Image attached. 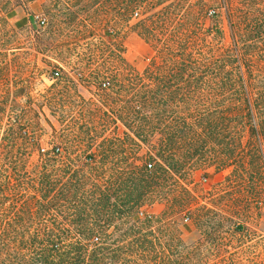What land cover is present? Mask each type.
Here are the masks:
<instances>
[{
  "label": "trees",
  "instance_id": "obj_1",
  "mask_svg": "<svg viewBox=\"0 0 264 264\" xmlns=\"http://www.w3.org/2000/svg\"><path fill=\"white\" fill-rule=\"evenodd\" d=\"M54 1L77 37L99 36L109 9L106 0ZM167 1L126 0L120 7L126 14L156 10L140 25L154 55L142 71L130 67L120 84L99 85L98 95L109 109L96 105L90 113L94 120L104 115L124 122L140 140L130 135L136 149L116 163L128 171L108 176L112 143H90L83 155L69 151L61 162L60 148L43 150L30 134L37 133V125L25 115L16 127H7L0 170L13 173L0 178V213L7 212L0 221V264H188V257L171 246L181 240L177 220L194 200L186 186L194 172L233 167L243 182L256 175L248 199L257 205L264 199V0H214L220 15L210 0H172L171 8H160ZM1 91L0 130L7 111L3 105L10 99L8 90ZM124 100L127 105L118 108ZM135 100L138 104L131 106ZM29 147L38 148L41 158L32 168L15 153ZM7 201H12L8 208ZM156 204L161 211L139 214L143 205ZM110 208L126 217L125 224L133 223L122 237L95 236L84 225L86 212L108 214ZM62 212L82 221L66 228L56 219L34 220ZM8 215L14 217L9 223ZM72 229L91 233L65 234ZM31 230L44 233L21 234ZM252 262L264 264V257L259 254Z\"/></svg>",
  "mask_w": 264,
  "mask_h": 264
},
{
  "label": "rangeland",
  "instance_id": "obj_2",
  "mask_svg": "<svg viewBox=\"0 0 264 264\" xmlns=\"http://www.w3.org/2000/svg\"><path fill=\"white\" fill-rule=\"evenodd\" d=\"M60 1L74 4L78 0ZM125 1L106 0L109 9L102 15L106 21L99 36L88 34L77 37L74 27L68 24V15L57 11L54 0H0V94L2 89L10 92L8 103L3 105L7 111L2 122L4 128L0 130V142L9 132L7 127H16L21 115H25L26 120L37 125V133L30 134L39 140L40 147L46 150L60 148L59 161L64 162L70 155L69 151L72 156L83 155L90 143H95V146L112 143L115 152L111 153L106 166L108 176H121L128 171L125 164L116 163L126 156L128 149H136L135 145L129 144L130 135L135 142L141 143L140 140L124 122L118 120L113 123L104 115L94 120L90 114L96 105L102 111L109 109L102 96L98 95L102 94L98 88L103 78H109L111 84H120L130 67L140 72L146 67L149 57L154 55L151 44L140 34V25L156 10L145 12L140 8L138 12L126 14L120 8ZM210 2L212 9H217L216 13L220 15L219 4L214 0ZM171 3L172 0H169L160 8H171ZM36 14L47 17L45 27L32 19ZM58 62L69 71L79 67L88 81L75 85L66 79H48V72ZM137 104L135 100L130 105ZM126 105L124 100L117 107ZM98 148L102 150L100 146ZM15 153L28 160L30 168L41 159L38 148H17ZM12 173L0 170V178L8 179ZM254 176H246V182H243L234 173L233 167L220 173L194 172L186 183L194 200L184 216L177 220L182 227V236L171 246L172 251H179L183 257H188L189 260H185L188 264H255L252 261L257 255L264 257V242L260 245L264 238V199L259 205L254 199L250 198L251 203L248 199L255 189ZM261 179L264 182V177ZM261 190L264 193V185ZM10 203L12 201H7L5 207L8 208ZM162 208L159 204L154 207L143 205L141 210L150 214L152 210L159 212ZM71 213L39 215L34 220L39 224L43 220L56 219L70 228L74 220L82 221L80 216ZM122 215L114 213L112 208L108 214L88 209L84 225H89L95 236L122 237L133 223L131 220V223L125 224L126 217L122 218ZM131 215L133 217L135 212ZM4 216L7 212L5 215L0 213L1 222ZM185 216L190 219L184 220ZM13 218V215H8L5 221L9 223ZM91 232L81 233L72 229L65 234L84 235ZM43 233L31 230L21 234Z\"/></svg>",
  "mask_w": 264,
  "mask_h": 264
},
{
  "label": "built area",
  "instance_id": "obj_3",
  "mask_svg": "<svg viewBox=\"0 0 264 264\" xmlns=\"http://www.w3.org/2000/svg\"><path fill=\"white\" fill-rule=\"evenodd\" d=\"M32 19H34L41 27L42 26L45 27L48 24L47 17L42 14H36L32 16ZM65 72H67L66 77H65ZM48 79L53 80V81L66 79L68 82H71L75 85H82L83 83H86L88 81L86 74L83 71H81L79 67L73 69L72 71H69L66 69V67L63 64L59 62L57 66H55L48 72ZM100 85L103 88H110L112 85L111 80L109 78H103ZM44 149L45 148H43V150ZM57 151H59V149H57ZM148 166L152 168L153 164L149 163ZM139 214L141 216L149 215V213L145 212L144 210H140ZM189 219H190L189 216H185L184 218V220L186 221H188Z\"/></svg>",
  "mask_w": 264,
  "mask_h": 264
}]
</instances>
